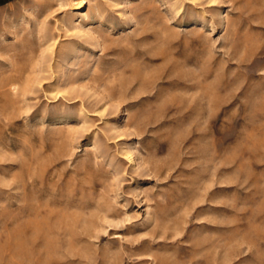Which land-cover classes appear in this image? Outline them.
<instances>
[{
  "label": "rangeland",
  "instance_id": "374dc122",
  "mask_svg": "<svg viewBox=\"0 0 264 264\" xmlns=\"http://www.w3.org/2000/svg\"><path fill=\"white\" fill-rule=\"evenodd\" d=\"M0 5V264H264V0Z\"/></svg>",
  "mask_w": 264,
  "mask_h": 264
},
{
  "label": "trees",
  "instance_id": "16d2710c",
  "mask_svg": "<svg viewBox=\"0 0 264 264\" xmlns=\"http://www.w3.org/2000/svg\"><path fill=\"white\" fill-rule=\"evenodd\" d=\"M10 0H0V5H3V4H5V3H7V2H9Z\"/></svg>",
  "mask_w": 264,
  "mask_h": 264
},
{
  "label": "bare ground",
  "instance_id": "6f19581e",
  "mask_svg": "<svg viewBox=\"0 0 264 264\" xmlns=\"http://www.w3.org/2000/svg\"><path fill=\"white\" fill-rule=\"evenodd\" d=\"M82 4H84V5H87V2H86V0H83V3Z\"/></svg>",
  "mask_w": 264,
  "mask_h": 264
}]
</instances>
